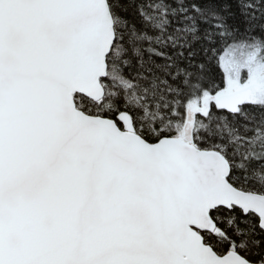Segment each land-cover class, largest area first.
Listing matches in <instances>:
<instances>
[{
    "label": "snow or ice",
    "instance_id": "6c2138e0",
    "mask_svg": "<svg viewBox=\"0 0 264 264\" xmlns=\"http://www.w3.org/2000/svg\"><path fill=\"white\" fill-rule=\"evenodd\" d=\"M0 264H264V0H0Z\"/></svg>",
    "mask_w": 264,
    "mask_h": 264
},
{
    "label": "rangeland",
    "instance_id": "374dc122",
    "mask_svg": "<svg viewBox=\"0 0 264 264\" xmlns=\"http://www.w3.org/2000/svg\"><path fill=\"white\" fill-rule=\"evenodd\" d=\"M217 79H218V81H219V74H217Z\"/></svg>",
    "mask_w": 264,
    "mask_h": 264
}]
</instances>
